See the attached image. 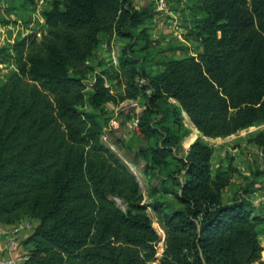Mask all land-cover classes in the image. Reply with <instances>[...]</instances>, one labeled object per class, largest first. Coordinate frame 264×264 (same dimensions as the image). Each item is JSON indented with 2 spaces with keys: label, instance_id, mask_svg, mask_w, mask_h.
Returning a JSON list of instances; mask_svg holds the SVG:
<instances>
[{
  "label": "trees",
  "instance_id": "obj_1",
  "mask_svg": "<svg viewBox=\"0 0 264 264\" xmlns=\"http://www.w3.org/2000/svg\"><path fill=\"white\" fill-rule=\"evenodd\" d=\"M192 8L197 17L185 39L200 51L164 57L150 74L125 44L118 67L103 73L122 85L118 93L102 75L84 93L93 70L87 59L101 34L135 38L133 29L153 15L147 7L52 0L41 42L25 53V40L16 43L17 70L0 83V224L38 221L25 239L26 264H264V217L245 197L222 200L236 169L228 163L212 173V148L200 138L185 157L173 153L183 113L192 136L226 137L264 123V0H195ZM139 38L142 50L152 43L146 28ZM125 99L143 108L136 126L144 145L133 159L142 158V172L160 177L159 188L177 203L152 204L164 229L160 254L135 175L100 140L102 107ZM249 138L264 147V131Z\"/></svg>",
  "mask_w": 264,
  "mask_h": 264
},
{
  "label": "rangeland",
  "instance_id": "obj_2",
  "mask_svg": "<svg viewBox=\"0 0 264 264\" xmlns=\"http://www.w3.org/2000/svg\"><path fill=\"white\" fill-rule=\"evenodd\" d=\"M51 1L0 0V83L6 82L17 70L16 49L18 46L16 43L25 40V45L22 48L25 53L31 41L39 43L47 34L48 26L42 13L50 7ZM132 1L136 8L147 7L153 12L151 18L132 31L136 38L138 31L146 28L152 43L146 50H142L143 42L140 38L129 39L116 32L101 34L93 54L86 62L93 70L86 73L83 80L85 94L90 92L95 75L103 76L104 83L111 93L122 91V85L103 73L118 67L113 58L117 60L120 48L127 43H131L134 56L140 59V67L150 74H155L160 70L157 63L164 57L183 58L196 55L200 51V45L197 42L185 39V35L194 27L197 17V13L192 8L195 0ZM84 108L92 110L88 105ZM142 109L139 101L132 99L105 104L100 111V119L103 123L100 140L135 175L143 194V203L147 204L145 213L152 220L161 238L157 246L160 254L163 251L164 229L152 204L158 202L166 206H175L177 203L169 193L159 188L160 177H154L152 172L149 174L142 172L145 166L144 160L140 157H137L135 161L133 159L137 152L136 147L144 145V142L139 138L136 126V116ZM182 115L183 127L176 133L180 139L173 146V153L177 157H185L193 143L185 147L184 141L185 144H189L194 139L200 138L212 148L210 158L212 173L220 165L225 166L228 163L236 169L230 185L221 192L223 202H228L234 196L245 197L249 203V211L253 215L264 217V147L249 141L250 134L264 131V123L226 137L210 138L204 137L198 132L192 136L191 133L196 129L186 114ZM110 198L118 208L126 210L127 204L123 199L116 196ZM168 209L170 208L167 207ZM37 223L36 220L25 218L10 226L0 225L3 226L4 231L18 237L24 233L29 235ZM258 229L261 230L258 236L259 241L264 246V223L259 224ZM28 235L21 240L23 241L21 243L25 245V247L21 245L19 251L23 257H28V250L31 248V244L25 242ZM260 260L264 261V252H261Z\"/></svg>",
  "mask_w": 264,
  "mask_h": 264
},
{
  "label": "crops",
  "instance_id": "obj_3",
  "mask_svg": "<svg viewBox=\"0 0 264 264\" xmlns=\"http://www.w3.org/2000/svg\"><path fill=\"white\" fill-rule=\"evenodd\" d=\"M28 233L21 234L18 237H14L13 233H9L3 230V226L0 225V264H7L3 262L5 259L22 256L20 251L21 245H25L21 242ZM264 252V250H263ZM26 264V261H23Z\"/></svg>",
  "mask_w": 264,
  "mask_h": 264
},
{
  "label": "built area",
  "instance_id": "obj_4",
  "mask_svg": "<svg viewBox=\"0 0 264 264\" xmlns=\"http://www.w3.org/2000/svg\"><path fill=\"white\" fill-rule=\"evenodd\" d=\"M114 62L116 63V58H113ZM28 257H23V256H17L14 258H8L5 259L3 262L7 263V264H23V261H26Z\"/></svg>",
  "mask_w": 264,
  "mask_h": 264
},
{
  "label": "water",
  "instance_id": "obj_5",
  "mask_svg": "<svg viewBox=\"0 0 264 264\" xmlns=\"http://www.w3.org/2000/svg\"><path fill=\"white\" fill-rule=\"evenodd\" d=\"M192 143H193V142H192ZM192 143H191V144H192Z\"/></svg>",
  "mask_w": 264,
  "mask_h": 264
}]
</instances>
